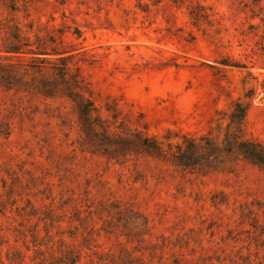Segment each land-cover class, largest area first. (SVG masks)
<instances>
[{
    "label": "rangeland",
    "instance_id": "374dc122",
    "mask_svg": "<svg viewBox=\"0 0 264 264\" xmlns=\"http://www.w3.org/2000/svg\"><path fill=\"white\" fill-rule=\"evenodd\" d=\"M16 23L63 32L96 104L142 113L151 135L220 137L240 99L264 142V0H0V47ZM56 105L0 92V264H264L261 167L109 161Z\"/></svg>",
    "mask_w": 264,
    "mask_h": 264
},
{
    "label": "trees",
    "instance_id": "16d2710c",
    "mask_svg": "<svg viewBox=\"0 0 264 264\" xmlns=\"http://www.w3.org/2000/svg\"><path fill=\"white\" fill-rule=\"evenodd\" d=\"M195 16L205 17V13ZM9 29L0 47V92L40 99L47 111L57 104V119L63 125L76 126L82 152L119 164L145 157L203 175L227 172L230 161L236 159L264 170V142L247 134L248 103L240 99L233 102L228 122L218 124L220 137L209 132L200 137L183 134L172 140L169 130L159 138L148 132L142 113L125 114L110 100L96 104L94 90L74 61L75 49L64 45L63 32L61 36L42 33L33 25L24 28L19 23ZM63 106L69 111L62 110ZM54 260V264H76L79 256L72 251Z\"/></svg>",
    "mask_w": 264,
    "mask_h": 264
}]
</instances>
